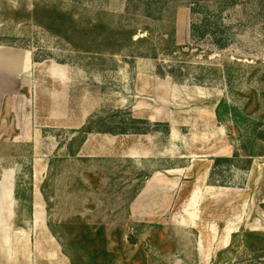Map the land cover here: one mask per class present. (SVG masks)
Segmentation results:
<instances>
[{"label": "rangeland", "instance_id": "obj_1", "mask_svg": "<svg viewBox=\"0 0 264 264\" xmlns=\"http://www.w3.org/2000/svg\"><path fill=\"white\" fill-rule=\"evenodd\" d=\"M0 46V264H264V0H0Z\"/></svg>", "mask_w": 264, "mask_h": 264}, {"label": "trees", "instance_id": "obj_2", "mask_svg": "<svg viewBox=\"0 0 264 264\" xmlns=\"http://www.w3.org/2000/svg\"><path fill=\"white\" fill-rule=\"evenodd\" d=\"M198 2V1H197ZM199 3V2H198ZM206 18V16H204ZM204 17L201 21V23H194L193 24V28H196L197 30H199V34L197 35H205L206 32L208 31V24L206 23V20L204 21ZM195 35V34H194ZM218 36V35H216ZM133 39V38H132ZM130 40L131 43H134V40ZM217 40L220 42L221 39H218ZM216 114H217V117L219 119H223L224 116L228 115L230 116L235 122H239V119H238V115H240L239 111H238V108L235 106V105H231L229 104L226 100H221L220 103L218 104L217 108H216ZM135 121H138V120H135ZM92 122V119H90V124ZM166 125V130L165 132H169V126L168 124H165ZM91 127L90 129H92V125L89 126ZM102 132L103 131H109V132H112V130H101ZM123 131V130H122ZM125 131V130H124ZM138 132L140 131H144V130H137ZM254 141V140H252ZM73 154H75V151L73 152ZM249 155L250 156H254L255 155V151L253 149H251V151L249 152ZM240 156V151L237 149L235 154H234V157H228V156H222V157H217L216 158V163H220L222 161L224 162H234V160ZM16 196L18 199H22L23 197H25L26 199L29 200V203L31 204L32 203V196L31 194L28 195L26 194L25 192H22L20 194V192H18V189H17V193H16ZM261 234L260 233H257V232H253V231H247L245 232V236H260ZM71 260H72V263L74 264V262H76V260L74 259V257H71Z\"/></svg>", "mask_w": 264, "mask_h": 264}, {"label": "crops", "instance_id": "obj_3", "mask_svg": "<svg viewBox=\"0 0 264 264\" xmlns=\"http://www.w3.org/2000/svg\"><path fill=\"white\" fill-rule=\"evenodd\" d=\"M19 63L20 57L17 51L0 46V79H3L2 81L5 82V84H3L0 80V91H7L9 89V82H11L13 87L14 81L19 80L21 70ZM8 92L9 90L4 93L7 94ZM4 93L2 98L5 97Z\"/></svg>", "mask_w": 264, "mask_h": 264}, {"label": "water", "instance_id": "obj_4", "mask_svg": "<svg viewBox=\"0 0 264 264\" xmlns=\"http://www.w3.org/2000/svg\"><path fill=\"white\" fill-rule=\"evenodd\" d=\"M24 76V74H21V77H23Z\"/></svg>", "mask_w": 264, "mask_h": 264}]
</instances>
